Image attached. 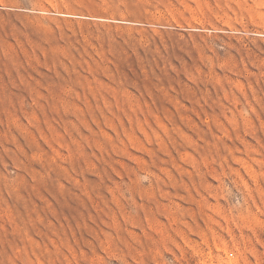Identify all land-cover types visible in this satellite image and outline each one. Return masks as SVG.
Instances as JSON below:
<instances>
[{
  "label": "rangeland",
  "instance_id": "obj_1",
  "mask_svg": "<svg viewBox=\"0 0 264 264\" xmlns=\"http://www.w3.org/2000/svg\"><path fill=\"white\" fill-rule=\"evenodd\" d=\"M0 264H264V0H0Z\"/></svg>",
  "mask_w": 264,
  "mask_h": 264
}]
</instances>
